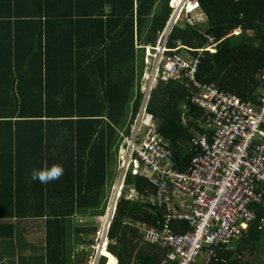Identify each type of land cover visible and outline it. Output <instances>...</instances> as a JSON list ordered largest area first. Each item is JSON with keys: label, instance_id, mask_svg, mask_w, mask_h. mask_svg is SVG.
I'll use <instances>...</instances> for the list:
<instances>
[{"label": "trees", "instance_id": "obj_1", "mask_svg": "<svg viewBox=\"0 0 264 264\" xmlns=\"http://www.w3.org/2000/svg\"><path fill=\"white\" fill-rule=\"evenodd\" d=\"M170 1L0 0V164L6 167L0 169V236H13V220H35L48 229V261L66 264L72 263L65 250L71 238L61 241L60 230L98 232V224L86 231L76 227L75 218L106 214L116 177L109 175L114 150L143 104L145 50L155 45L169 21ZM195 1L206 23L175 26L166 37L167 54L177 49L196 56L211 36L215 52L203 53L197 82L259 106L264 96V0ZM189 87L183 81L157 82L147 107L179 171L198 153L192 141L204 134L207 123L188 101L197 93ZM56 163L64 167L58 180L41 184L30 179L33 168ZM132 189L144 201L129 198ZM154 192L145 177L126 176L109 227L108 252L105 239L101 253L108 264H116L112 256L119 264L165 261V249L143 242L140 230L132 227L161 223L162 211L148 200ZM253 209L257 219L248 233L255 236L263 232L264 202ZM180 224L183 233L190 230L186 222ZM225 250L218 253L223 261L218 264H228Z\"/></svg>", "mask_w": 264, "mask_h": 264}, {"label": "built area", "instance_id": "obj_2", "mask_svg": "<svg viewBox=\"0 0 264 264\" xmlns=\"http://www.w3.org/2000/svg\"><path fill=\"white\" fill-rule=\"evenodd\" d=\"M180 2L174 5L166 31L180 18ZM166 37L167 32L161 33L156 46L146 50L144 101L121 143L119 179L112 187L110 200L111 215L98 241L103 243L107 239L126 176H145L155 190L148 200L162 211V221L157 228H141L143 241L169 250L166 264H218L223 262L218 253L244 234L257 219L253 206L264 202V191L260 190L264 184V96L260 105L255 106L197 82L203 53L215 52L211 36L207 35L211 44L196 49V56L189 50L181 54L177 49L167 54L171 50L166 48ZM171 81L186 82L196 91L190 104L209 118L207 133L192 141L198 153L184 171L175 170L173 152L162 141L154 119L147 113L150 92L156 83ZM128 197L144 201L135 190ZM174 221L186 222L190 230L175 232ZM260 228L264 229V219Z\"/></svg>", "mask_w": 264, "mask_h": 264}, {"label": "crops", "instance_id": "obj_3", "mask_svg": "<svg viewBox=\"0 0 264 264\" xmlns=\"http://www.w3.org/2000/svg\"><path fill=\"white\" fill-rule=\"evenodd\" d=\"M179 0H171L169 3L170 8L172 9V13L170 16L169 21L166 22L165 27L162 29V31L159 33V35L161 33H165L167 32V36H169V34L171 33L172 29L175 26L180 25L179 24V20L177 23H175L171 30L166 31L165 29L167 28V26H169V24L172 21V17H173V13H174V5L175 2H177ZM194 3H196V1H194ZM200 10V9H199ZM196 10L194 9L193 11H189L190 13L195 12ZM199 14H202L203 17H205V15L200 12ZM206 18V17H205ZM207 21V18H206ZM206 21H204L203 19V23L199 24L197 21L195 24L192 25H200L203 26ZM158 35V36H159ZM158 43V38L157 41L155 43V45L153 47L156 46V44ZM211 43H208V46ZM151 47V48H153ZM180 46H178L179 48ZM147 48L150 47H146ZM150 48V49H151ZM206 48V47H204ZM202 49V48H200ZM146 50H145V57H144V62L146 59ZM186 50H181L179 53L181 54H186L185 53ZM146 64V62H145ZM147 75V70H144L143 73V77L141 79V84H143V80L145 81V77ZM177 82V81H176ZM143 86V85H142ZM155 87V86H154ZM190 88V87H189ZM143 89V87H142ZM143 91V90H142ZM189 101V100H188ZM249 103V102H247ZM260 103V102H258ZM252 104V103H251ZM132 104H130L131 106ZM190 105V104H189ZM193 106V105H191ZM197 109H199L205 116L206 113L201 110L200 108L193 106ZM184 109H186V106H184ZM207 117V116H206ZM208 120L209 118L207 117V123L203 125V130L205 131L204 134L207 133V129L206 126L208 124ZM130 120H128L127 123H129ZM127 126V125H126ZM125 126V128H126ZM125 130V129H124ZM123 130V131H124ZM123 131H120L119 133H123ZM202 134V135H204ZM202 135H197L195 137V139H198L200 136ZM194 139V140H195ZM120 147H121V143L119 145V147L114 150L115 151V166L119 165V158H120ZM6 163H8V169L10 168V163H9V159L7 157V159L5 160ZM34 160L31 161V164L33 163ZM31 164H27V166H30ZM6 167L4 166V164H0V169H5ZM115 168V173H116V177L114 178L113 182H112V187L115 186L116 182H117V178L119 176V168L118 167H114ZM110 175V172H109ZM145 177V176H143ZM147 179V178H146ZM2 183H4L2 181ZM112 187L110 190V200H111V195H112ZM260 190H261V186H260ZM133 189L131 190L130 193H132ZM263 191V190H261ZM1 193V192H0ZM3 194V193H2ZM109 213H110V202L108 204L107 210H106V218H109ZM103 216H98V217H90V216H77L75 218V221L77 223L76 227H82L83 229H85V231L89 228V225L92 224L90 223L91 220H100L101 222V218ZM13 236L12 237H4V236H0V264H55L54 262H49L48 261V250H47V246H48V242H50V237L48 234V229L46 228V226H38L37 225V221L35 220H30V219H25V220H13ZM181 221H174L172 223V228L175 232L178 233H183L182 232V225L180 224ZM104 225V224H103ZM105 226V225H104ZM104 226L97 229V233H93V232H81V233H75L74 230L72 228H69L68 226L65 227L64 231L63 229L60 230V235L61 236V241L63 240H67L69 238H71V242L70 245H67L66 247V253L71 254L72 257V263H66V264H89L88 262L91 261V264H102V259L105 258L106 262L105 264H108V258L105 256H101L102 254V249L104 248L105 245V240L103 243H100L98 241L99 238V233L103 230ZM148 227L146 225H138V224H134L132 227L140 230V234L141 233V228L142 227ZM249 229V227H248ZM248 229L247 232H245L241 237H239L236 241L232 242L225 250V252L223 253V255L228 259L226 261H228V264H264V229L262 234H258L253 236L250 235L248 233ZM2 229H0V234H2ZM107 240V244L105 246V249L107 250V246H108V238ZM143 241V239H142ZM145 242V241H143ZM147 243V242H145ZM149 244V243H147ZM153 245V244H150ZM157 246V245H156ZM160 247V246H158ZM161 249H165V253L166 256L169 255V250H167L166 248H162ZM108 252V250H107ZM91 254H93V256H91ZM110 254V253H109ZM111 255V254H110ZM97 256H99V259L97 258ZM112 256V255H111ZM166 256H165V261L163 262V264H166ZM115 261L116 264H119V261L117 258H115L114 256H112ZM58 264H62L59 262H57Z\"/></svg>", "mask_w": 264, "mask_h": 264}, {"label": "rangeland", "instance_id": "obj_4", "mask_svg": "<svg viewBox=\"0 0 264 264\" xmlns=\"http://www.w3.org/2000/svg\"><path fill=\"white\" fill-rule=\"evenodd\" d=\"M194 1L195 0H183V2H182V6H178V9H180L179 7H182L181 8V13H180V11H179V13H180V18H179V24L180 25H183V24H185V23H191V24H195L197 21H199L198 23L199 24H202L203 22V19H204V21H206V18L205 17H203L202 16V14H199L201 11L199 10V9H197L195 12H192V13H190L189 11H190V8H189V5H191V4H194ZM175 3H178V1L177 2H175ZM157 8H159V6H157ZM193 10V9H192ZM239 33V30L237 29V30H235V31H233V34H238ZM148 71V70H147ZM144 84H145V81L143 80V86H144ZM115 165L114 164H112L111 166H110V169H109V172H110V179H111V177H112V175L113 174H115ZM118 179H119V176H118V178H117V182H118ZM108 222V217L106 218V215L105 216H103L102 218H101V222H100V220L98 221L97 219L94 221V220H91V222L90 223H93V224H98L99 225V227L98 228H100L101 227V225H102V227L106 224ZM104 224V225H103ZM101 240V239H100ZM102 242V241H101ZM91 256H93V254H91ZM89 264H91V261H89L88 262Z\"/></svg>", "mask_w": 264, "mask_h": 264}, {"label": "clouds", "instance_id": "obj_5", "mask_svg": "<svg viewBox=\"0 0 264 264\" xmlns=\"http://www.w3.org/2000/svg\"><path fill=\"white\" fill-rule=\"evenodd\" d=\"M183 2V0H182ZM195 6V10L199 9L198 3L191 4ZM64 172L62 164L56 163L50 166H42L40 168H33L30 172V179L38 181L41 184H47L51 181L58 180Z\"/></svg>", "mask_w": 264, "mask_h": 264}, {"label": "water", "instance_id": "obj_6", "mask_svg": "<svg viewBox=\"0 0 264 264\" xmlns=\"http://www.w3.org/2000/svg\"><path fill=\"white\" fill-rule=\"evenodd\" d=\"M111 212L109 213V219H110Z\"/></svg>", "mask_w": 264, "mask_h": 264}]
</instances>
